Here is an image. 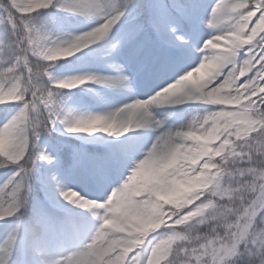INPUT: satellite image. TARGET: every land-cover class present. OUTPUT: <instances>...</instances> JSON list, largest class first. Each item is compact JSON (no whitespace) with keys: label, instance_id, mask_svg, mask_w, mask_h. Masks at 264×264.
I'll use <instances>...</instances> for the list:
<instances>
[{"label":"snow or ice","instance_id":"1","mask_svg":"<svg viewBox=\"0 0 264 264\" xmlns=\"http://www.w3.org/2000/svg\"><path fill=\"white\" fill-rule=\"evenodd\" d=\"M127 4L131 5L130 11L109 0H9L5 8L15 37L7 47L17 54L14 62L0 63V106L18 104L20 109L0 128V167L14 164L18 168L0 186V222H19L0 243V264H19L17 253L25 245L39 243L34 233H25L22 226L31 178L40 162L54 170L60 167L54 151L43 147L42 137L58 126L70 134L123 137L149 123L150 106L173 99L177 103L198 99L212 105L233 104L221 97L219 89L211 90L229 76L240 77L231 89L238 107H221L198 117L184 130L164 132L110 199L74 200L77 191L58 183L53 187L51 199L88 210L98 221L91 232L76 225L77 247L61 253L56 264H176L180 230L197 224L203 214L202 205L209 203L208 197L213 195L215 180L225 174L237 196V211H251L253 230L264 224V0H218L208 26L218 30L212 37L222 41L235 37L238 55L234 53V63L208 90L205 83H188L192 76L184 75L178 82L162 87L167 91L161 90L151 99L136 100L106 115L73 117L66 112L64 90L90 84L124 86L129 77L123 74L122 66L112 64L118 78L87 74L56 79L51 70L60 57L72 58L108 41L109 55L126 51L141 62L142 70L153 75L191 71L188 69L196 49L184 40L182 30L197 32L205 8L201 0H127ZM49 8L91 18L95 26L80 35L54 39L32 23L41 10ZM116 37L119 46L109 39ZM85 40L88 43H83ZM199 51L205 53V59L208 57L209 49ZM229 113L236 114L238 120L221 125L219 122ZM153 123L163 127L159 121ZM191 140L203 143L190 144ZM189 153L198 157L194 170L199 175L195 179H202L201 183L194 184L191 170H186ZM131 159L127 151L116 149L111 155L94 158L76 156L69 172L87 169L95 178L103 179L114 166L126 167ZM215 198L221 199L219 195ZM203 229L197 226L194 239L181 245L185 264H201L206 259V236L224 235L222 229ZM241 249L251 258L249 264H264V241L259 237L246 241Z\"/></svg>","mask_w":264,"mask_h":264},{"label":"rangeland","instance_id":"2","mask_svg":"<svg viewBox=\"0 0 264 264\" xmlns=\"http://www.w3.org/2000/svg\"><path fill=\"white\" fill-rule=\"evenodd\" d=\"M201 2L205 5V8L201 10L197 32L193 33L192 31H190V33L187 35V30L185 31V33L184 30H182L184 40L188 41L189 45L193 49H195V44L197 43V51H199V49H203L205 41L210 39L218 32V30H214L208 26V23L211 19V12L214 9L215 5L218 3V0H201ZM109 3L117 7L116 0H109ZM71 16L73 17L75 15ZM76 18L77 21H72L66 18H62L56 13L50 12L49 9H45L42 10L40 14H37L34 17L32 23L38 29H40L42 33L47 32L45 34H48V31H52L54 39L57 37L66 39L69 35H80L86 31L91 30L95 26V21L91 18L81 16H76ZM223 27H226V25ZM109 39L111 43H116L118 45V37H116L115 39ZM177 43L180 42L177 41ZM224 43L226 42L222 41V47ZM109 48L110 44L108 43V41L104 42L103 44L98 43L97 45L90 46L88 49L81 52L83 54L86 53V56L79 62H77V64L64 65L61 69L52 71V75L56 79L74 78L87 74L118 78V75H115L113 72L111 73V71H114V68L110 67L109 62L112 60V58H117L118 54H121L124 57L121 59L122 67L124 68V65H126L129 69L132 70V72H134L131 75L126 72L128 77L130 75L127 81L128 84L131 83L132 77H137V81H140L141 84L144 80L143 84L145 87V83L147 84V79L149 78V72L141 69V62L131 58L126 51H117L112 55H109ZM199 53L201 56H203L204 54V52L201 51H199ZM69 58L71 57H60L59 59L64 60ZM199 63L190 65V69L188 70L195 68ZM137 71H140L141 73H135ZM186 73L187 70L181 71L178 74L173 75L171 78L165 75L155 76L157 81L163 82L164 85L167 81V86H170L172 83H176L180 79H182L183 76L186 75ZM210 78L211 75H209V77H206V79H203V82H200L199 76L194 74L190 78L188 83H206L210 80ZM241 79L243 80L244 77H241ZM119 88L120 85L90 84L85 87H79L72 90H64L63 97L66 112L70 113L73 117L106 115L102 112H99L98 108L100 106H104L106 104V101L112 95H115L118 92ZM141 89L139 88L138 92H141ZM155 90L156 91H154V93L159 91V88H155ZM124 106L125 104L119 103L116 107H114L113 110L116 111L117 109ZM158 106L167 107V109L165 110V114L162 115L161 111H155V108H157ZM168 106L170 107V110L168 109ZM185 107L190 108L184 110ZM221 107L235 108L238 107V105H212L198 99L185 100L183 103H177L173 99L166 103L150 106L148 111L150 113L149 120L151 121V123L149 122L144 128L134 130L133 136L127 139L131 141H133V139L137 141H142L145 138L149 139V148L142 156L135 154L136 151H132V147L128 144L121 148H118L116 143L119 142V140H117V138L119 137L110 136L108 139H103V133H94L91 135L87 134V136H84L83 140H80L77 138V134L67 133L63 130L62 126H58L57 129L52 132V134H55L57 137L72 138L80 142L84 146L80 150H78L77 146L72 147L74 151L73 159L76 156H79L80 152L86 154L88 157L90 155V151L88 149L89 146L102 147V156L113 154L114 149L127 151L133 157V159L128 162V168L126 169L125 173L120 172L122 168L114 166L110 171L104 174L105 180L103 182H106L109 188L107 190H101V192L98 191L97 187L99 184V182L97 181L98 179L95 178L87 169L78 173H71L69 172V170L62 171L61 168L55 170L51 169L44 162H40L43 166H41L40 168L41 170L39 172L38 184H41L43 187L44 197L37 201L34 211L36 213V216L38 217V220L45 224L46 237L40 244L39 248L46 250L58 257L64 251L72 250L73 248L77 247L76 238L79 229L76 227V225L84 226V228H86L89 232L93 231L98 226V221H96L90 211L75 207L68 203H66L65 205H61L60 203H62V200H60V203H57L50 198V193L57 183L68 189L77 191L81 195V197L88 200H105L111 195L113 191L117 190L123 185V183L126 181L127 175L134 170L135 166L144 158V155L148 151H150L156 140L159 139V137L164 132L175 133L176 131L184 130L198 117L210 115L212 112L220 110ZM19 109L20 107L10 111L0 124V128L4 127V125L17 114ZM153 121H159L160 124L163 125V127H155ZM114 131L116 130L114 129ZM137 141H135V150L139 148ZM217 142L218 141H215L213 143ZM189 143L197 144L199 143V141L191 140L189 141ZM42 145L43 147L48 148L50 151H54V154L59 161L60 154L62 153L64 146L62 142L59 141V143H54L42 138ZM94 157L99 156H93L90 158ZM196 166L198 167L199 165ZM16 171L17 170L9 171L1 176L0 186L6 184ZM53 177H55V180H53ZM179 187L181 190H185V187L183 185H179ZM73 199L79 200L80 198L79 196H75L73 197ZM18 222L19 221H9L7 222V224L5 222H1L0 243H3L7 235L12 231V229L15 227V224ZM22 226L24 229L23 221ZM155 235L159 236L160 233H157ZM60 238L64 239L63 243L60 242V240H62Z\"/></svg>","mask_w":264,"mask_h":264},{"label":"clouds","instance_id":"3","mask_svg":"<svg viewBox=\"0 0 264 264\" xmlns=\"http://www.w3.org/2000/svg\"><path fill=\"white\" fill-rule=\"evenodd\" d=\"M221 46L222 40L219 37H211L206 40L204 47L209 49L208 57L200 62L198 66L191 69L186 75L193 76L195 73L201 70L208 69L211 73V78L205 83V89L208 90L210 85L216 84V81L224 76L225 69L229 64H233L235 55H238V51L235 47V37H229ZM88 43V41H83ZM243 74V69H241ZM239 76H229L225 78L221 84L216 88H212L213 92L220 90V95L226 101H232L235 105L236 101L233 99L231 89L234 87L235 81L239 80ZM162 91H167L164 89ZM238 120V117L234 113H229L227 117L221 120V125H227L231 122ZM215 122H213L214 124ZM213 124H209V128L213 127ZM241 128L243 123L239 125ZM189 159L186 160V170H191V176L194 178L193 183H201L202 179H195L199 173L194 170V162L198 159L197 156L189 153ZM231 179L226 174L218 177L213 186V195L208 197L209 203L202 205L203 214L197 224L191 228L181 229L177 237V258L176 264H185L183 256L181 254V245L184 241H192L194 239V232L197 231V226L205 228L222 229L224 235L218 236H206L204 238V244L207 247L204 248L206 259L201 264H249L250 257L243 253L241 245H244L246 241L256 239L259 237L260 241H264V224L259 225L255 230L252 228V215L250 210L246 212L237 211V196L232 190ZM80 199L88 202L86 198L80 197L79 193H76ZM219 195L221 199L217 200L215 197ZM111 197H109L110 199ZM193 197H189L192 200ZM58 257L52 253L37 248L35 251L34 264H56Z\"/></svg>","mask_w":264,"mask_h":264},{"label":"bare ground","instance_id":"4","mask_svg":"<svg viewBox=\"0 0 264 264\" xmlns=\"http://www.w3.org/2000/svg\"><path fill=\"white\" fill-rule=\"evenodd\" d=\"M202 34H204V33H202ZM195 49H196V51H195L194 60H193V62H191L190 65L195 64V63L202 62L201 60L204 59V56H201L200 53H199V51H197V43L195 44ZM112 64H119L120 66H122V62L119 60L118 57L117 58H112V60L109 62V65H112ZM112 72L115 75H118L119 76V74L115 71V69H114V71H111V73ZM123 74L126 75V76H128L127 73L125 72V70H124V73ZM195 74L199 76L200 82H203V79H206V77H209L210 72H209L208 69H204V70H201L200 72L195 73ZM166 83H167V81H166ZM162 87H163V85L159 86V88H162ZM135 92L136 91L134 89V84L133 83H129L128 84V82H127L126 85L120 86V88L118 89V92L115 95H112L106 101V104L104 106H100L98 108V111L99 112H102L104 114H108V113L113 112L114 111L113 110L114 107H116L119 103L120 104L122 103V104L127 105V104H130V103L135 102L136 100H141L139 98V96L136 94L137 92L136 93ZM163 107L164 106H162V108H161L162 113L165 112V107L164 108ZM149 122L151 123L150 120H149ZM133 133H134V131L129 132V133H126L125 136H123V137L117 138V140H119V142L116 143L117 144V147L118 148H121V147H123V146H125V145L128 144L129 146L132 147V151H136L137 152V153L135 152V154H138V155L142 156L146 152V150L149 148V139L148 138H145L142 141H137V140H134V139H133V141L127 140V139H129V137L133 136ZM85 135L87 136L86 133L77 134V138L80 139V140H83V138H84ZM109 137L110 136H108L106 133H103V139H108ZM135 141H137L138 142V145H139V148L137 150H135ZM199 143H203V141H199ZM127 168H128V166L123 167L120 172L121 173H125V171H126ZM104 180H105L104 178L97 180L99 182V184H98L97 187H98V191H100V192H101V190H107L109 188V186L106 184V182H103ZM57 203H60V200ZM66 203L67 202H65V201L62 200V203H60V204L61 205H65Z\"/></svg>","mask_w":264,"mask_h":264},{"label":"trees","instance_id":"5","mask_svg":"<svg viewBox=\"0 0 264 264\" xmlns=\"http://www.w3.org/2000/svg\"><path fill=\"white\" fill-rule=\"evenodd\" d=\"M121 1V6L123 7H127L129 10H131V5L127 4V0H120ZM9 5V0H0V8L5 16V20L4 22H7L6 16H7V12L5 11V8H7ZM52 9H56L57 11L64 13L60 10H58L57 8H52ZM3 20H0V22ZM1 34H2V45H1V53H0V63H11L14 62V57L17 54L15 49H9L7 47V45L9 43H12L15 40V37L12 35V29L10 27L9 24L2 26V30H1ZM45 83H49L48 81H45ZM7 103H13L14 101L11 100H6ZM18 104H9V105H5V106H0V112H5L7 110H9L10 108L15 107ZM51 135H47V137H50ZM7 167H17L14 164H9ZM7 167H0V171L4 170ZM35 172V171H34ZM35 187H33L34 192H39L36 186V183H33ZM31 220V218L29 219ZM30 222V226L33 227V222ZM203 231V230H202Z\"/></svg>","mask_w":264,"mask_h":264}]
</instances>
